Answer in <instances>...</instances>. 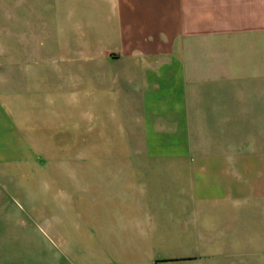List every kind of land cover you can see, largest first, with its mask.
Returning <instances> with one entry per match:
<instances>
[{
    "label": "crops",
    "instance_id": "0c3cea01",
    "mask_svg": "<svg viewBox=\"0 0 264 264\" xmlns=\"http://www.w3.org/2000/svg\"><path fill=\"white\" fill-rule=\"evenodd\" d=\"M77 9L76 42H91L78 52L126 58L115 86L126 88V130L145 139L126 152L146 156L74 173L76 194L93 187L87 178L108 183L93 223L76 226L72 264H264V0H77ZM34 53L11 52L10 77L0 75V264H66L64 226L52 258L33 214L4 201L33 200L9 168L47 151L20 123L35 112L65 119L50 96L33 107V85L51 72L30 66Z\"/></svg>",
    "mask_w": 264,
    "mask_h": 264
},
{
    "label": "rangeland",
    "instance_id": "374dc122",
    "mask_svg": "<svg viewBox=\"0 0 264 264\" xmlns=\"http://www.w3.org/2000/svg\"><path fill=\"white\" fill-rule=\"evenodd\" d=\"M86 13L87 18H92L90 11ZM79 14L77 0H0V75L4 79L10 77L11 52H35L34 64L30 66L49 68L51 72L47 83L33 85V107L35 111L42 108L39 101L50 96L56 105H61V115L65 114L60 121L48 117L43 122L35 112V118L20 123L21 130L39 137L47 151L28 154L9 168L19 179V192L33 195V200H19V207L12 199L4 201L13 210L22 211L23 207L33 214L28 219L40 235L50 240L52 258L54 249L59 251L58 226L61 223L65 227L62 232L66 233L68 244L63 256L66 264L73 263L69 244L74 241L76 226L83 217L89 225L93 223L92 211L105 205L102 184L108 183L87 178L85 181L93 187L76 194L81 181L76 180L74 173L90 171V167L103 172L104 163L146 156L142 152H126L129 144L145 145V139L140 141L139 130H126V88L115 86L116 79L126 82V58L104 60L78 52L76 47L81 42H76L75 22ZM90 43L85 40L81 46ZM44 87L46 91L42 93ZM78 162H83L84 168ZM64 170L67 174L61 177ZM41 237L35 234L34 241L42 242ZM33 259L38 258L34 255Z\"/></svg>",
    "mask_w": 264,
    "mask_h": 264
}]
</instances>
